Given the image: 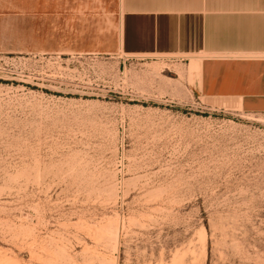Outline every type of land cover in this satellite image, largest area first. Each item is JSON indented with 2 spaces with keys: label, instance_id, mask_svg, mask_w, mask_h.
<instances>
[{
  "label": "rangeland",
  "instance_id": "374dc122",
  "mask_svg": "<svg viewBox=\"0 0 264 264\" xmlns=\"http://www.w3.org/2000/svg\"><path fill=\"white\" fill-rule=\"evenodd\" d=\"M89 4L0 52V264H264V112Z\"/></svg>",
  "mask_w": 264,
  "mask_h": 264
},
{
  "label": "crops",
  "instance_id": "0c3cea01",
  "mask_svg": "<svg viewBox=\"0 0 264 264\" xmlns=\"http://www.w3.org/2000/svg\"><path fill=\"white\" fill-rule=\"evenodd\" d=\"M111 1L0 0V52L38 49L21 29H64L60 19L69 8L94 9L89 3L101 2L103 17H111ZM115 4V29L124 53L194 57L202 96L229 98L238 110L264 112V0Z\"/></svg>",
  "mask_w": 264,
  "mask_h": 264
}]
</instances>
